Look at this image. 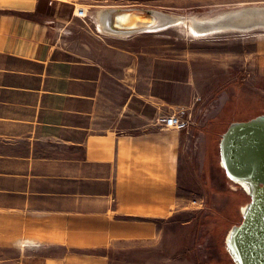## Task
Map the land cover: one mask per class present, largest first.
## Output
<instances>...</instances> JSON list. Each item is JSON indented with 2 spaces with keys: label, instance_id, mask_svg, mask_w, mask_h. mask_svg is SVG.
<instances>
[{
  "label": "crops",
  "instance_id": "obj_1",
  "mask_svg": "<svg viewBox=\"0 0 264 264\" xmlns=\"http://www.w3.org/2000/svg\"><path fill=\"white\" fill-rule=\"evenodd\" d=\"M76 9L0 0V264H111L114 244L159 239L203 160L208 104H224L198 102L189 58L140 38L65 47ZM242 36L232 56L264 76V29ZM177 108L192 125L160 129Z\"/></svg>",
  "mask_w": 264,
  "mask_h": 264
},
{
  "label": "rangeland",
  "instance_id": "obj_2",
  "mask_svg": "<svg viewBox=\"0 0 264 264\" xmlns=\"http://www.w3.org/2000/svg\"><path fill=\"white\" fill-rule=\"evenodd\" d=\"M51 1L77 8L70 23L57 27L56 36L66 43L65 47H82L88 37L96 36L140 38L136 42L139 45L159 46L162 53L192 61L201 91L198 102L218 95L221 98L217 104L222 106L224 102L217 118L212 113L216 101L208 104V117H204L202 124L203 160L192 179L181 182L186 188H180L178 194L185 198L176 209V221H165V226L162 221V236L151 243L114 244L108 250L111 264H234L225 240L230 228L241 222V208L250 198L241 186L226 177L220 166L219 141L231 123L264 115V76L232 56L233 52L244 53V41L240 39L243 36L231 31L198 38L190 33L188 24L117 36L99 30L96 15L111 7H137L202 19L233 8L264 6V0Z\"/></svg>",
  "mask_w": 264,
  "mask_h": 264
},
{
  "label": "water",
  "instance_id": "obj_3",
  "mask_svg": "<svg viewBox=\"0 0 264 264\" xmlns=\"http://www.w3.org/2000/svg\"><path fill=\"white\" fill-rule=\"evenodd\" d=\"M258 7L245 6L224 11L223 15L227 14L225 17H228L224 23L234 25L231 30L241 35L256 29H264L263 22L250 21V23L242 24V21L234 18L245 12H255L261 9ZM102 11L107 18L125 15L134 19H146L150 22L162 13L137 7L109 8ZM236 11L238 13H235ZM168 25L171 24L156 29H162ZM245 26L251 27L246 30ZM240 28L242 32H239ZM147 30L154 29L138 28L128 34H120L117 29L110 28L109 30L108 28L105 34L124 36ZM204 32L198 36L207 37L213 31H206L205 34ZM219 159L226 177L241 186L250 198L249 202L241 208V222L232 226L227 234L226 250L234 264H264V115L247 121L231 123L221 135Z\"/></svg>",
  "mask_w": 264,
  "mask_h": 264
},
{
  "label": "bare ground",
  "instance_id": "obj_4",
  "mask_svg": "<svg viewBox=\"0 0 264 264\" xmlns=\"http://www.w3.org/2000/svg\"><path fill=\"white\" fill-rule=\"evenodd\" d=\"M113 8V7H111ZM115 8V7H114ZM257 11L255 12H245L241 15L235 16V19H239L238 21H242L244 23H250V21L254 22H263L264 23V6H259ZM223 13L215 14L217 16L210 17V18H196L194 16H186V17H177L174 15H168V14H158L155 16L151 22L146 19H134L129 16H111L110 18H107V15L104 13V11L99 12L98 15V28L103 33H106L105 30L109 28H114L120 31V34H128L130 31L138 28H159L166 24H188L190 33L200 38V35L202 32L204 34L206 31H213L211 35L218 34V33H226L231 32L234 27V25H230L228 23H224V20H226L225 17L227 14L223 15ZM234 13V12H232ZM235 13H238L237 11ZM236 21V22H238ZM223 22V23H222ZM206 24H209V26H206ZM246 30L249 29L251 26H245ZM217 31V32H215ZM241 31V28L239 32ZM234 32V31H232ZM242 32V31H241ZM209 33V32H208ZM202 34V35H204Z\"/></svg>",
  "mask_w": 264,
  "mask_h": 264
},
{
  "label": "built area",
  "instance_id": "obj_5",
  "mask_svg": "<svg viewBox=\"0 0 264 264\" xmlns=\"http://www.w3.org/2000/svg\"><path fill=\"white\" fill-rule=\"evenodd\" d=\"M157 124L160 129L183 131L192 125V118L187 108H177L170 114L160 116ZM193 204H198V201H194Z\"/></svg>",
  "mask_w": 264,
  "mask_h": 264
}]
</instances>
